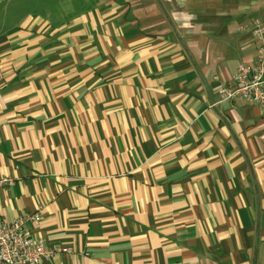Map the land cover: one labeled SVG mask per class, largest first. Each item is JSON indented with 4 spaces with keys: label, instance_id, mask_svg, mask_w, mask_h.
<instances>
[{
    "label": "crops",
    "instance_id": "1",
    "mask_svg": "<svg viewBox=\"0 0 264 264\" xmlns=\"http://www.w3.org/2000/svg\"><path fill=\"white\" fill-rule=\"evenodd\" d=\"M0 12V223L40 264H264V109L215 100L264 0H28ZM4 0H0V4Z\"/></svg>",
    "mask_w": 264,
    "mask_h": 264
},
{
    "label": "built area",
    "instance_id": "2",
    "mask_svg": "<svg viewBox=\"0 0 264 264\" xmlns=\"http://www.w3.org/2000/svg\"><path fill=\"white\" fill-rule=\"evenodd\" d=\"M250 37L255 56L250 64L238 63L230 80L219 86L215 92L217 103L246 102L264 109V26L257 20L252 22ZM11 184V179H0V188ZM39 223L37 213L20 216L10 224L0 223V264H40L58 252H67L46 247L25 229Z\"/></svg>",
    "mask_w": 264,
    "mask_h": 264
},
{
    "label": "rangeland",
    "instance_id": "3",
    "mask_svg": "<svg viewBox=\"0 0 264 264\" xmlns=\"http://www.w3.org/2000/svg\"><path fill=\"white\" fill-rule=\"evenodd\" d=\"M32 7L34 6L29 5L28 0H4V3L0 4V12L12 13L20 11L23 18L29 14V10Z\"/></svg>",
    "mask_w": 264,
    "mask_h": 264
}]
</instances>
